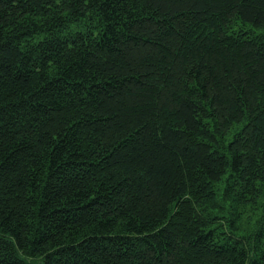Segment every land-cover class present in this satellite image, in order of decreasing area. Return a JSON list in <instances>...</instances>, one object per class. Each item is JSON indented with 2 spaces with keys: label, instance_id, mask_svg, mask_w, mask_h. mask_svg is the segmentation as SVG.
I'll use <instances>...</instances> for the list:
<instances>
[{
  "label": "trees",
  "instance_id": "trees-1",
  "mask_svg": "<svg viewBox=\"0 0 264 264\" xmlns=\"http://www.w3.org/2000/svg\"><path fill=\"white\" fill-rule=\"evenodd\" d=\"M0 264H264V0H0Z\"/></svg>",
  "mask_w": 264,
  "mask_h": 264
}]
</instances>
